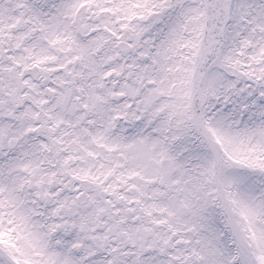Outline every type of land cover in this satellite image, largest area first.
Segmentation results:
<instances>
[{
    "label": "snow or ice",
    "instance_id": "1",
    "mask_svg": "<svg viewBox=\"0 0 264 264\" xmlns=\"http://www.w3.org/2000/svg\"><path fill=\"white\" fill-rule=\"evenodd\" d=\"M0 264H264V0H0Z\"/></svg>",
    "mask_w": 264,
    "mask_h": 264
}]
</instances>
